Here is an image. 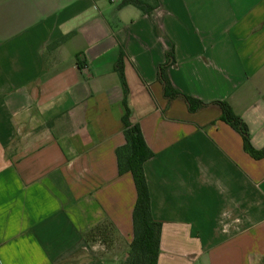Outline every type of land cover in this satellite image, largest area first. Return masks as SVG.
I'll return each instance as SVG.
<instances>
[{
  "label": "crops",
  "instance_id": "crops-1",
  "mask_svg": "<svg viewBox=\"0 0 264 264\" xmlns=\"http://www.w3.org/2000/svg\"><path fill=\"white\" fill-rule=\"evenodd\" d=\"M0 0V264H122L137 191L130 122L162 224L158 264H264V0ZM176 91L206 106L168 100ZM229 105L251 148L222 121Z\"/></svg>",
  "mask_w": 264,
  "mask_h": 264
},
{
  "label": "trees",
  "instance_id": "trees-1",
  "mask_svg": "<svg viewBox=\"0 0 264 264\" xmlns=\"http://www.w3.org/2000/svg\"><path fill=\"white\" fill-rule=\"evenodd\" d=\"M127 6L135 7L144 15L152 16L159 9L160 2L159 0H123L120 8ZM123 58L124 56L121 54L117 65V72L121 77L124 89L123 104L125 114L123 117V125L126 144L117 151V157L120 174L124 175L129 173L133 177L137 191V202L133 211L134 237L129 244L128 256L122 261V264H158L162 224L153 218L151 197L144 173V165L153 157V154L148 149L139 126L130 122V110L127 106L129 90L123 72ZM174 63V48L172 47L167 53L166 64L160 66L158 72L159 81L164 87L165 97L168 100L183 98L187 102L190 112H197L206 105L176 91L167 75L168 68L174 65ZM217 104L223 111L222 121L230 125L243 137L247 152L254 157H259L260 155L255 153L251 148L248 129L243 121L233 114L229 105L225 103Z\"/></svg>",
  "mask_w": 264,
  "mask_h": 264
}]
</instances>
